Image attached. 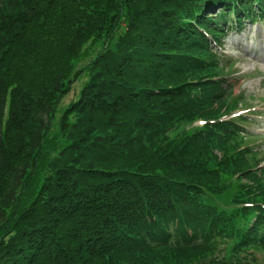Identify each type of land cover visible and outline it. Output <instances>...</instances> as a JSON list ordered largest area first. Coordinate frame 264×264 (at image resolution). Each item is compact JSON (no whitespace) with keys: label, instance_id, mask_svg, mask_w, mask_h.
Here are the masks:
<instances>
[{"label":"trees","instance_id":"1","mask_svg":"<svg viewBox=\"0 0 264 264\" xmlns=\"http://www.w3.org/2000/svg\"><path fill=\"white\" fill-rule=\"evenodd\" d=\"M230 16L264 0H0V264H259L260 149L222 119L252 103L208 40Z\"/></svg>","mask_w":264,"mask_h":264},{"label":"rangeland","instance_id":"2","mask_svg":"<svg viewBox=\"0 0 264 264\" xmlns=\"http://www.w3.org/2000/svg\"><path fill=\"white\" fill-rule=\"evenodd\" d=\"M232 21V26L230 27L231 29L226 32L224 38L221 40L220 44L222 46V50L219 52L217 51V54L224 56V61H222L219 65L225 66L228 61L231 65L233 63L235 64L233 68L227 66L226 70V73L229 74L228 83L233 87L232 92L235 93L236 96H238L237 94L241 92H244V94L246 93V97L243 95L246 99V103L255 104V109H253L254 111L260 110L264 112V20L261 22L251 23L245 19L242 22V29L239 32L233 28L234 22ZM100 49V43L96 45L87 44L80 59L76 63L75 69L80 70L87 64L91 63ZM86 80V74L82 75L73 83L69 93L60 100L55 120L53 122L54 125H57L58 119L65 108L77 99V95ZM228 101L230 102V97L228 98ZM250 111L252 110L250 109ZM242 113H246L249 119H254L256 121L253 124L245 125L246 128H248V132L252 134L264 135V114L251 115L247 114L246 111L240 112L239 114ZM53 131L52 133H54ZM254 141V137H248L244 139L240 145H246L248 143L251 144V142ZM254 144L260 146L263 151L258 152L257 149L254 154L248 155V160L250 163L256 161L260 164V162H264V137L258 139L256 138ZM230 182L232 183L234 181L231 179L226 180V183ZM234 192L235 191L233 189H228L227 192L218 199L222 202H225L226 200L228 201L229 197ZM260 264H264V258L260 260Z\"/></svg>","mask_w":264,"mask_h":264}]
</instances>
